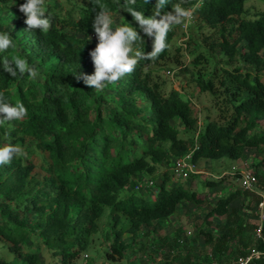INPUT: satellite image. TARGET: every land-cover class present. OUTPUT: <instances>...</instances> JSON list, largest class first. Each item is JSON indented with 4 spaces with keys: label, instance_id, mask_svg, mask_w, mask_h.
<instances>
[{
    "label": "trees",
    "instance_id": "obj_1",
    "mask_svg": "<svg viewBox=\"0 0 264 264\" xmlns=\"http://www.w3.org/2000/svg\"><path fill=\"white\" fill-rule=\"evenodd\" d=\"M246 1L168 0L165 11L180 4L191 9L193 22L186 30L185 22L174 25L168 47L155 60H139L131 74L97 91L77 76L94 70L89 51L97 41L91 25L101 7L112 18L119 16L115 24L128 22L137 30L145 41L144 46L137 42V50L151 51V39L123 7L125 0H79L63 14L47 4V32L27 30L18 11L23 1L0 0V32L15 42L0 53V92L9 103L21 102L27 109L23 119L0 125V146L11 142L26 153L0 166V244L16 260L0 256V264H42L33 245L58 257L60 264H72L98 232L105 207L107 256L124 258L128 249L142 244L138 237H147L149 228L157 232L182 202L204 206L205 218H225L217 224V253L231 240L236 241L235 255L250 246L264 249L246 235L239 209L230 207L238 196L250 193L233 189L211 203L192 182L172 181L170 171L171 160L191 150L196 165L201 158L243 159L247 149H254L261 159L253 173L264 184V174L257 170L264 165V132L257 128L264 118V9L248 13ZM128 7L145 17L157 11L156 0H135ZM16 56L26 58L39 75L4 71L2 58ZM167 63L173 67L166 68ZM170 71L209 96L211 107L201 126L192 99L172 87L162 91L160 74ZM141 176L154 184L132 190ZM223 179L202 183L217 186ZM125 189L130 192L121 196ZM180 233L171 246L180 244ZM158 238L163 245L170 243L166 235ZM185 262L166 259L160 264ZM254 264H264V257Z\"/></svg>",
    "mask_w": 264,
    "mask_h": 264
},
{
    "label": "rangeland",
    "instance_id": "obj_2",
    "mask_svg": "<svg viewBox=\"0 0 264 264\" xmlns=\"http://www.w3.org/2000/svg\"><path fill=\"white\" fill-rule=\"evenodd\" d=\"M16 1V0H15ZM23 1L24 0H17ZM79 0H45V5H55V11L59 14H63L73 3H77ZM248 13H254L261 9H264V2L261 0H247L245 4ZM194 18H191L187 24L193 22ZM113 20L119 23V16H114ZM186 23H184L185 25ZM185 27V26H184ZM187 27L185 28V30ZM185 38H179L178 41L182 42ZM166 68H171L173 65L167 63ZM159 80H165L162 85V91L175 88L186 97L192 99L195 103V113L198 116L199 126L202 125L204 117L207 113L206 109H210L209 96L206 93H198L193 84L188 85L183 81L165 72L160 74ZM210 117H215V112L209 111ZM179 129H182V125L174 121L173 122ZM257 128L264 132V118L257 123ZM260 154L254 149H247L245 157L243 159L232 160L226 157L219 159L201 158L197 161L196 166L201 171L197 177H191L184 183L189 185L191 182L194 185L195 190L204 193L208 202L214 203L220 195H226L233 189L239 188L240 176L244 171H253L256 161L260 160ZM260 174H264V165L260 166ZM238 172V173H237ZM224 178L222 184L217 186H204L202 181L205 179L219 180ZM159 178V177H158ZM263 181V180H262ZM130 192L129 189H125L121 192V196ZM144 192V191H143ZM255 200V196L251 194H242L230 203V207L238 208L243 223L246 225V235L252 238V222L255 220L253 215L248 211L253 207L251 203ZM206 208L204 206H196L190 202H182L176 211V213L169 217L167 220L160 222L157 226V232L152 228L148 229L147 237L140 236L139 240L142 244H138L132 249H128L125 252L124 258H110L107 256L109 249V241L107 239V229L109 222L108 207L104 208V213L99 220V229L96 232L87 248L81 252V254L73 261L72 264H117L122 262L124 264H160L166 259H171L176 263H180L182 259H186L185 264H224L230 261L236 255L233 253V247H236V241L230 242L227 249L222 253H217L214 250L215 238L220 233L217 224L222 225L225 222V218H205ZM31 216V214H30ZM180 230V239L178 246H171L174 244L172 238L175 233ZM206 233L212 234V240H209V236ZM158 235H166L170 239V243L163 245ZM173 248V249H172ZM32 251H37L41 256L42 264H60L58 257H53L51 253L46 249H39L34 245L31 248ZM0 244V256H4L11 261L16 260L9 256L7 252ZM88 255L84 259V255ZM87 259V260H86ZM17 264H22L17 261Z\"/></svg>",
    "mask_w": 264,
    "mask_h": 264
},
{
    "label": "clouds",
    "instance_id": "obj_3",
    "mask_svg": "<svg viewBox=\"0 0 264 264\" xmlns=\"http://www.w3.org/2000/svg\"><path fill=\"white\" fill-rule=\"evenodd\" d=\"M144 2L147 4L149 0ZM134 3L135 0H125L123 7L144 36L151 39V51L145 53L137 50L135 46L138 41L142 42L143 46L145 44L137 30L128 22L115 24L109 11L101 7L91 25L97 41L94 49L89 51L94 70L90 75L81 73L77 76V79L82 80L89 88L103 91L108 85L115 84L123 76L131 74L139 60H155L168 47L167 36L173 26L185 22V29L187 22L192 18L191 9H185L180 4H176L170 11H165L168 0H156L157 11L148 17H145L143 12L128 7ZM44 5L45 0H24V3L19 5L18 11L25 17L23 22L27 30L39 29L41 32H47L50 29L51 20L46 15ZM88 40H91V37ZM14 45L15 42L7 32H0V53L6 52ZM2 67L13 76L17 73L27 74L30 78L39 75L38 69L29 65L27 59L22 56H16L11 61L6 57L2 58ZM171 73L173 75V71ZM26 115L27 109L23 103H9L4 93L0 92V125L11 120H21ZM20 155H26L21 146L11 142L5 143L0 146V166L9 164L15 156Z\"/></svg>",
    "mask_w": 264,
    "mask_h": 264
},
{
    "label": "built area",
    "instance_id": "obj_4",
    "mask_svg": "<svg viewBox=\"0 0 264 264\" xmlns=\"http://www.w3.org/2000/svg\"><path fill=\"white\" fill-rule=\"evenodd\" d=\"M264 74V73H263ZM192 150L185 155L173 158L170 162L171 179L176 183H184L191 178V173H201L197 166L191 161ZM154 181L144 176L135 179L132 185L134 190L142 188H151ZM239 188L255 196L251 203L253 206L248 212L255 219L252 222V240L254 243L262 242L264 244V184L259 182L253 171H244L240 176ZM88 255H84V259ZM264 257V249H258L250 246L245 253L236 255L230 261L224 264H254V262Z\"/></svg>",
    "mask_w": 264,
    "mask_h": 264
}]
</instances>
